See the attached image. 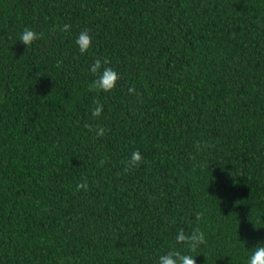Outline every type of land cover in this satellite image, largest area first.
Wrapping results in <instances>:
<instances>
[{"label": "trees", "instance_id": "obj_1", "mask_svg": "<svg viewBox=\"0 0 264 264\" xmlns=\"http://www.w3.org/2000/svg\"><path fill=\"white\" fill-rule=\"evenodd\" d=\"M197 227L196 264L264 245V0H0V264H158Z\"/></svg>", "mask_w": 264, "mask_h": 264}, {"label": "clouds", "instance_id": "obj_2", "mask_svg": "<svg viewBox=\"0 0 264 264\" xmlns=\"http://www.w3.org/2000/svg\"><path fill=\"white\" fill-rule=\"evenodd\" d=\"M71 28V25H64L61 31L68 32ZM43 33H37L36 31L30 28H24L20 36V41L28 47H30L34 42L43 39ZM76 45L79 48L81 54L88 52L92 47V37L89 34V31L85 29L80 32L76 38ZM110 61L106 58H97L90 65V73L97 77L89 86V91H98V92H111L115 89L117 82L120 79V74L115 71L113 68L108 67ZM130 94L135 93L134 88L129 89ZM95 107L92 110V116L94 118H99L104 111V105L97 99L93 101ZM89 127V125H85ZM98 136L104 135V128L100 127L96 130ZM197 146L201 148L212 147L207 143L197 142ZM106 160L100 161V165L103 166ZM146 163L143 156L139 151H135L131 154L127 165L124 168V172H129L131 169L138 167L141 163ZM88 183L85 179L84 181L76 185L77 191H87ZM203 218V213H197V221ZM206 243L204 232L198 227L193 229L190 233H186L183 229L177 232L175 237V245L180 247H173L166 254L159 256L158 264H196V257H193L191 253L196 252L201 245ZM186 249L187 254L181 249ZM247 264H264V245L258 246L251 251V255L248 257Z\"/></svg>", "mask_w": 264, "mask_h": 264}]
</instances>
